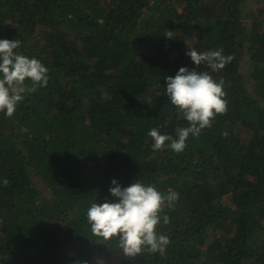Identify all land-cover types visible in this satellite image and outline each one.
I'll return each mask as SVG.
<instances>
[{
  "label": "trees",
  "instance_id": "trees-1",
  "mask_svg": "<svg viewBox=\"0 0 264 264\" xmlns=\"http://www.w3.org/2000/svg\"><path fill=\"white\" fill-rule=\"evenodd\" d=\"M0 39L49 69L0 113V264H264V0H0ZM189 48L233 59L212 72ZM181 67L223 78L228 111L154 151L148 131L187 126L166 95ZM113 179L179 193L163 255L91 235Z\"/></svg>",
  "mask_w": 264,
  "mask_h": 264
},
{
  "label": "clouds",
  "instance_id": "clouds-1",
  "mask_svg": "<svg viewBox=\"0 0 264 264\" xmlns=\"http://www.w3.org/2000/svg\"><path fill=\"white\" fill-rule=\"evenodd\" d=\"M171 39V36H166ZM20 40L0 39V113L12 118L26 93L45 87L49 69L37 58L24 55ZM186 55L197 67L205 65L212 72L225 68L233 59L221 50L198 52L189 48ZM166 95L178 113L187 121L186 127H177L175 137L161 134L160 129L147 132L154 151L170 149L180 154L187 147L186 141L199 137L202 130L211 128L217 115H225L228 101L225 98L223 78L218 81L209 71L189 70L181 67L174 77H166ZM227 137L225 131L221 133ZM5 185L8 180L3 181ZM110 195L103 203L93 202L86 210V223L92 236L103 241L116 238L118 247L127 258H135L144 252L163 255L170 244L168 236L158 227L169 224L165 210H171L179 199V193L169 189L166 193L151 184L139 180L121 187L116 179L111 181ZM87 264V262H83Z\"/></svg>",
  "mask_w": 264,
  "mask_h": 264
},
{
  "label": "rangeland",
  "instance_id": "rangeland-1",
  "mask_svg": "<svg viewBox=\"0 0 264 264\" xmlns=\"http://www.w3.org/2000/svg\"><path fill=\"white\" fill-rule=\"evenodd\" d=\"M251 4L254 5L255 3L252 2ZM256 6H257V5H256ZM257 9H258V10H261V6L258 5V6H257ZM38 181H40V180L33 179V182H34V184H35L36 186H39L38 184H39L40 182H38Z\"/></svg>",
  "mask_w": 264,
  "mask_h": 264
}]
</instances>
